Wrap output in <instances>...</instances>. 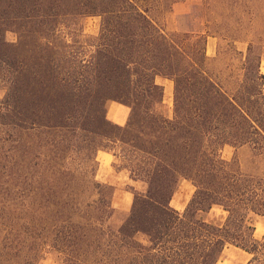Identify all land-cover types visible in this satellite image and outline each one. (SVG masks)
Listing matches in <instances>:
<instances>
[{
	"label": "trees",
	"instance_id": "obj_1",
	"mask_svg": "<svg viewBox=\"0 0 264 264\" xmlns=\"http://www.w3.org/2000/svg\"><path fill=\"white\" fill-rule=\"evenodd\" d=\"M1 1L22 39L9 45L0 29V264L48 252L62 264H217L228 246L264 264L254 223L264 219L262 39L235 76L206 56L207 34H169L136 0ZM91 16L97 36L75 52L65 43L60 66L52 36H74ZM157 78L173 83L170 115ZM109 101L129 108L123 126L107 119ZM87 110L96 123L74 125ZM99 150L146 186L116 228L114 189L96 180ZM181 180L194 192L179 212L170 201Z\"/></svg>",
	"mask_w": 264,
	"mask_h": 264
},
{
	"label": "rangeland",
	"instance_id": "obj_2",
	"mask_svg": "<svg viewBox=\"0 0 264 264\" xmlns=\"http://www.w3.org/2000/svg\"><path fill=\"white\" fill-rule=\"evenodd\" d=\"M141 7L149 10L151 17L167 33L186 32L190 27L200 29L203 34H207L205 52L210 60L214 61V68L231 72L235 76L240 74V65L244 60L247 49L252 40L256 37L261 38L260 44H253L254 51L262 54L260 65L261 73L264 75V0H163L158 4L153 0H136ZM5 6L0 0V29L1 36L9 45H15L21 41L19 29L12 23L10 18L4 16ZM22 21L18 22V27ZM100 28V17L91 16L77 21L74 29L75 35L68 34L64 30L63 34L58 33L52 36L56 43V48L60 53L58 62L60 66H66L70 62L68 51L64 47L65 43L72 46V51H78L80 45L93 41ZM23 28H20V33ZM26 43L30 37L24 39ZM51 41V39H50ZM79 45V46H78ZM90 50L85 52L84 56L78 59L87 60ZM66 56V57H65ZM156 82L164 86V111L170 115L172 111L173 83L167 79L157 78ZM3 97V91L0 90V100ZM107 102L106 110L109 103ZM117 103V102H115ZM120 104V103H118ZM122 105V104H121ZM125 106V105H123ZM87 111H81L75 120L74 125L90 128L96 123L99 115H94ZM88 114V115H87ZM115 112L113 118L115 116ZM124 125V124H123ZM122 125V126H123ZM84 133V132H82ZM108 154V155H107ZM111 153L99 150L96 153L97 171L96 180L101 183H108L114 189L112 205L116 210L115 216L110 224L113 228L119 226L125 217L129 214L135 192H144L146 186L142 182H133L129 179L128 173L122 169V163L119 160H108ZM221 156L230 160L233 156V150L225 146L221 151ZM194 192V187L186 180L178 183L174 192L170 206L175 210L182 212ZM219 210L213 208L207 217L218 216ZM255 237L262 239L264 237V219L254 217ZM249 256L243 252L228 246L224 249L221 259L217 264H246ZM37 264H62L57 260L52 252L46 253Z\"/></svg>",
	"mask_w": 264,
	"mask_h": 264
},
{
	"label": "crops",
	"instance_id": "obj_3",
	"mask_svg": "<svg viewBox=\"0 0 264 264\" xmlns=\"http://www.w3.org/2000/svg\"><path fill=\"white\" fill-rule=\"evenodd\" d=\"M113 109H114L118 118H113L112 114H110L111 110H113ZM128 115H129V108L126 106H123V105L115 103V102H111L107 106L106 117L110 122H112L114 124L122 126L123 124L126 123ZM112 158H113V156L110 155L108 160L110 161V160H112ZM234 249H237V248H234ZM237 250H239V249H237ZM239 251H241V250H239ZM241 252H243V251H241ZM243 253L246 254L247 256H249L247 253H245V252H243Z\"/></svg>",
	"mask_w": 264,
	"mask_h": 264
}]
</instances>
